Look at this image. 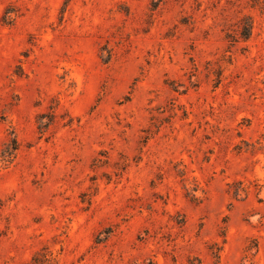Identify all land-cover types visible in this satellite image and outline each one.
Returning a JSON list of instances; mask_svg holds the SVG:
<instances>
[{
	"label": "rangeland",
	"instance_id": "rangeland-1",
	"mask_svg": "<svg viewBox=\"0 0 264 264\" xmlns=\"http://www.w3.org/2000/svg\"><path fill=\"white\" fill-rule=\"evenodd\" d=\"M13 140L0 264H264V0H0Z\"/></svg>",
	"mask_w": 264,
	"mask_h": 264
},
{
	"label": "trees",
	"instance_id": "trees-1",
	"mask_svg": "<svg viewBox=\"0 0 264 264\" xmlns=\"http://www.w3.org/2000/svg\"><path fill=\"white\" fill-rule=\"evenodd\" d=\"M251 29H252V23H251L250 19L248 18L245 20L244 31L241 34L242 38L248 39L251 35ZM17 150H18V143L16 140H13L12 144L7 146L6 151H4L3 153H0V157H2V158L7 157L6 155L11 156ZM33 262H34V264H52L50 262V260L47 258V256H44L43 260L38 259V257H34Z\"/></svg>",
	"mask_w": 264,
	"mask_h": 264
}]
</instances>
